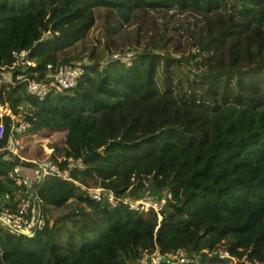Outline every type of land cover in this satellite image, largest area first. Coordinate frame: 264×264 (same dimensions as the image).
Instances as JSON below:
<instances>
[{
  "label": "trees",
  "instance_id": "trees-1",
  "mask_svg": "<svg viewBox=\"0 0 264 264\" xmlns=\"http://www.w3.org/2000/svg\"><path fill=\"white\" fill-rule=\"evenodd\" d=\"M21 51L34 65L14 64ZM76 64L75 86L27 93L23 78ZM7 71L0 109L31 134L63 132L55 154L73 181L17 186L7 174L19 160L0 153V211L31 186L44 221L32 237L0 223V264H139L178 247L207 249L197 264H227L222 244L239 264H264V0H0ZM0 122L1 148L11 118ZM76 173L130 201L170 198L158 220L87 192ZM70 201L62 229L53 211Z\"/></svg>",
  "mask_w": 264,
  "mask_h": 264
},
{
  "label": "built area",
  "instance_id": "built-area-1",
  "mask_svg": "<svg viewBox=\"0 0 264 264\" xmlns=\"http://www.w3.org/2000/svg\"><path fill=\"white\" fill-rule=\"evenodd\" d=\"M25 51H21L19 53L12 52V57L14 58V64L18 65H34V62L26 60ZM3 70V69H2ZM81 69L79 65H67L62 67L58 72H46L44 77L36 78H23L22 80L25 83L27 93L38 97L39 99H43L49 92L56 90L58 88L63 87H73L77 84L78 78L80 77ZM0 86L3 83H9L10 81L5 82L3 80L4 72L0 74ZM3 107L7 105H2ZM8 109V108H7ZM9 110V109H8ZM4 115V114H2ZM0 114V117L2 116ZM5 115H9L11 118L10 130H9V139L7 144L4 147L0 148V153L3 155L2 158L6 161H14L16 159L19 160V157L16 155L17 152L12 148V142H14L13 134L15 132L19 133L22 131H28L29 126L26 121L23 120H14L9 110V113H5ZM4 133L3 123L0 122V139L2 138ZM13 156L16 159H13ZM17 161V160H16ZM20 161L16 162L13 167L8 171V177L14 182L15 185L19 186L22 184L24 178L20 172ZM62 166V169L60 167ZM43 176L45 174L58 175L62 179L72 180L70 176V172L72 167L70 165L65 164L63 161L58 159L52 160L51 163L43 162L41 166H39ZM37 171H39L37 169ZM73 181V180H72ZM30 185V184H29ZM110 190V189H109ZM110 194L108 196V201L112 204H116L117 197L110 190ZM170 198V194L167 193L166 196H163L161 199L152 200V199H140L135 200L134 203H129L130 200H127L126 203L130 205V208L135 209L137 212H141V210L145 209L147 211H154L156 215L160 216V211L163 209L166 199ZM133 201V200H132ZM40 200L36 196L34 190L31 189V186L28 189V195L25 199H23L14 211H11L7 208H3L0 211V216L6 219L14 228L25 231L26 233L36 232L37 230H41L44 226V221L41 217L40 211ZM40 211V216L38 213ZM161 218V216H160ZM210 255V252L207 249H204L200 252L191 251L184 247H178L176 250L167 252L164 254H160L157 249L152 252H145L138 259L139 264H157L160 262H165L168 264H197L205 257L204 255ZM218 255L220 258H227L230 261L235 260L234 257H231L227 251L218 250ZM245 262L249 264L246 260Z\"/></svg>",
  "mask_w": 264,
  "mask_h": 264
},
{
  "label": "rangeland",
  "instance_id": "rangeland-1",
  "mask_svg": "<svg viewBox=\"0 0 264 264\" xmlns=\"http://www.w3.org/2000/svg\"><path fill=\"white\" fill-rule=\"evenodd\" d=\"M93 39H95V37H100V31L99 29L94 30L91 33ZM136 49L135 48H129L128 51H126V54H118V55H122L124 57H122L123 60L126 59V57L128 56H132L135 54ZM125 53V52H124ZM106 59V58H105ZM83 61H88L86 58ZM79 65V64H78ZM3 80L5 82L10 81L11 80V72L7 71L4 72L3 75ZM5 113H9V110L7 109V106L3 107L2 109H0V114H5ZM12 118L16 121V120H22L21 116L16 115L13 116L11 115ZM31 136H36V137H44L46 139H35L32 138ZM64 137V133L63 132H51L49 135L47 134H41V135H37V134H31L29 132V130L27 131H22V132H15L14 133V142H12V148L14 151L17 152V156L19 157V160L25 161L27 163H36L38 166H41V164L43 162L46 163H51L52 160L58 159L60 160L61 158H59L57 156V154H55V148L61 145L62 139ZM62 161V160H60ZM70 165V164H67ZM71 167H73V165H70ZM37 173V177L39 175V171L36 170ZM36 177V178H37ZM76 182L78 185H80L82 188H84L85 190H87V192L95 195L98 194L100 192H104L106 193L108 196L111 193L109 189H107L106 187L97 184L99 187H91L89 184H87L86 182H84L83 184L80 182V177H79V173H76ZM33 181V180H32ZM31 182V180H30ZM28 182V183H30ZM117 199H120V201L126 203L127 199L117 196ZM135 200L133 201H129V203H134ZM77 206V204L74 201H70L67 204H65L62 207L59 208H54L53 211V217L56 219L57 223L59 224V226L62 229H67L68 228V223H66L64 221L66 216H70V212H72V210ZM151 211H147L146 213L150 214ZM138 213L140 214V212L138 211ZM158 220H160V216L158 217ZM157 230V228H155ZM224 244L219 246L220 251L224 250ZM218 250V249H217ZM240 262H238L237 259L233 260H229L227 264H239ZM241 264H247L245 262V260L242 261Z\"/></svg>",
  "mask_w": 264,
  "mask_h": 264
},
{
  "label": "water",
  "instance_id": "water-1",
  "mask_svg": "<svg viewBox=\"0 0 264 264\" xmlns=\"http://www.w3.org/2000/svg\"><path fill=\"white\" fill-rule=\"evenodd\" d=\"M20 164L21 165H25V164H27V162H25V161H20ZM36 167H37V169L39 170V175H38V178H37V182H39L41 179H42V177H43V174H42V171H41V169H40V167L38 166V165H36ZM40 204V203H39ZM38 216H40V211H39V213H38ZM0 223L1 224H3L5 227H7V228H9V229H12L13 231H15V232H18V233H21V234H23V235H25V236H28V237H32L33 235H34V232H32V233H26L25 231H22V230H19V229H16V228H14L6 219H4L2 216H0Z\"/></svg>",
  "mask_w": 264,
  "mask_h": 264
},
{
  "label": "crops",
  "instance_id": "crops-1",
  "mask_svg": "<svg viewBox=\"0 0 264 264\" xmlns=\"http://www.w3.org/2000/svg\"><path fill=\"white\" fill-rule=\"evenodd\" d=\"M29 165L31 168L30 167L23 168L20 170V172H21L22 177H24V179H26L28 182H30V180H31V182H32V178H34L35 176L37 177V175H35L36 170H37V167H36L37 164L36 163H29Z\"/></svg>",
  "mask_w": 264,
  "mask_h": 264
},
{
  "label": "bare ground",
  "instance_id": "bare-ground-1",
  "mask_svg": "<svg viewBox=\"0 0 264 264\" xmlns=\"http://www.w3.org/2000/svg\"><path fill=\"white\" fill-rule=\"evenodd\" d=\"M145 211H146L145 209L141 210V212H145Z\"/></svg>",
  "mask_w": 264,
  "mask_h": 264
}]
</instances>
